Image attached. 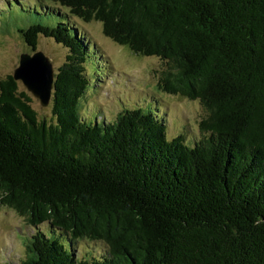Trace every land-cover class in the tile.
Here are the masks:
<instances>
[{"label": "trees", "instance_id": "16d2710c", "mask_svg": "<svg viewBox=\"0 0 264 264\" xmlns=\"http://www.w3.org/2000/svg\"><path fill=\"white\" fill-rule=\"evenodd\" d=\"M37 2L17 30L69 53L54 121L0 80V202L46 226L19 264H264V0ZM75 17L160 57V88L200 102L204 135L169 139L151 103L88 120L85 65L102 55Z\"/></svg>", "mask_w": 264, "mask_h": 264}, {"label": "rangeland", "instance_id": "374dc122", "mask_svg": "<svg viewBox=\"0 0 264 264\" xmlns=\"http://www.w3.org/2000/svg\"><path fill=\"white\" fill-rule=\"evenodd\" d=\"M19 1L20 4L16 0H0V80L13 73L22 53L43 51L52 58L54 70L65 62L69 53L64 45L44 35L39 36L36 50L28 45L17 28L34 23L31 10L39 3L38 0ZM73 19L94 43L97 54L102 55L96 58V63L88 61L85 65L90 84L82 98V109L88 120H111L125 108L151 103L165 115L169 139L180 133L185 135L187 141L197 140L204 135L200 120L205 111L200 102L160 88L159 80L166 68L160 57L142 56L116 43L104 34L99 21ZM19 82L21 89L30 97V104L38 118L54 121L52 98L49 105L42 106L39 98L22 81ZM45 227L43 223L36 228L25 217L0 202V264H19L28 255L31 236L37 229ZM97 247L96 244L83 243L81 248L88 251Z\"/></svg>", "mask_w": 264, "mask_h": 264}, {"label": "water", "instance_id": "95a60500", "mask_svg": "<svg viewBox=\"0 0 264 264\" xmlns=\"http://www.w3.org/2000/svg\"><path fill=\"white\" fill-rule=\"evenodd\" d=\"M14 79L22 81L42 106H47L52 98L55 82L53 60L43 51L22 53L19 64L12 73Z\"/></svg>", "mask_w": 264, "mask_h": 264}]
</instances>
